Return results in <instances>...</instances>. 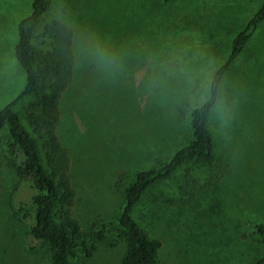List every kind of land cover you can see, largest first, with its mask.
Listing matches in <instances>:
<instances>
[{"label": "rangeland", "instance_id": "rangeland-1", "mask_svg": "<svg viewBox=\"0 0 264 264\" xmlns=\"http://www.w3.org/2000/svg\"><path fill=\"white\" fill-rule=\"evenodd\" d=\"M264 0H49L32 45L49 48L43 24L73 34L72 82L60 100L57 137L70 161L73 216L85 229L113 221L121 191L134 176L167 163L190 138V112L208 98L210 80L235 35ZM32 0H0V109L23 89L13 57L17 23ZM29 98L14 111L20 122ZM209 126L218 157L213 168L184 166L150 187L132 217L160 242L156 264H254L264 246V21L223 75ZM0 132V264H48L46 249L26 242L12 219L16 177L6 167ZM188 172L203 184L179 194ZM120 180V181H119ZM20 193H26L21 190ZM122 246L97 247L88 264H119Z\"/></svg>", "mask_w": 264, "mask_h": 264}, {"label": "trees", "instance_id": "trees-1", "mask_svg": "<svg viewBox=\"0 0 264 264\" xmlns=\"http://www.w3.org/2000/svg\"><path fill=\"white\" fill-rule=\"evenodd\" d=\"M162 1L167 4L172 0ZM48 3L49 0H32L29 15L17 23L13 57L24 73V85L19 95L0 109V132H6L5 165L16 177L8 200L11 217L25 228L26 242L35 245L31 249L48 251V264H88L100 244L109 248L122 246L119 264H156L160 242L139 227L132 212L150 187L169 180L180 168L216 165L218 157L209 119L217 105L223 75L264 21V1L232 39L227 58L210 80L207 100L190 112L191 135L187 143L167 163L137 173L122 191L117 182L120 204L114 220L97 218L85 229L73 216L75 191L69 176L70 161L56 134L60 100L74 75L73 34L61 22L51 20L42 26L49 48L36 51L32 45ZM26 97L29 101L23 108L25 127L14 106ZM211 177L214 176L199 185L186 172L179 194L191 199L216 182ZM253 234L264 246V226L255 225ZM254 264H264V254Z\"/></svg>", "mask_w": 264, "mask_h": 264}]
</instances>
